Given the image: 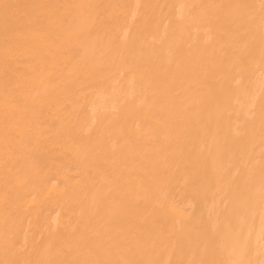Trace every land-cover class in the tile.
I'll return each instance as SVG.
<instances>
[{"label":"bare ground","instance_id":"bare-ground-1","mask_svg":"<svg viewBox=\"0 0 264 264\" xmlns=\"http://www.w3.org/2000/svg\"><path fill=\"white\" fill-rule=\"evenodd\" d=\"M0 264H264V0H0Z\"/></svg>","mask_w":264,"mask_h":264}]
</instances>
